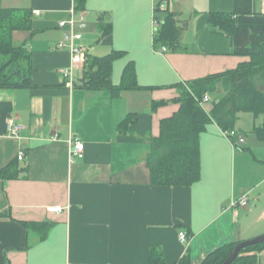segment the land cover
I'll return each instance as SVG.
<instances>
[{"label":"crops","instance_id":"0c3cea01","mask_svg":"<svg viewBox=\"0 0 264 264\" xmlns=\"http://www.w3.org/2000/svg\"><path fill=\"white\" fill-rule=\"evenodd\" d=\"M79 2L0 0L31 16L28 29L11 33L29 54L30 85L0 87V173L8 168L0 176V264H149L152 251L165 264H201L224 243L263 234L261 115L238 113L230 138L209 122L199 136V177L189 185L152 183L147 163L160 121L179 108L180 86L247 59L232 54L230 36L208 23L210 13L234 11L236 0ZM74 3L85 17V27H75L82 34L77 42L90 56L121 52L111 82L118 85L132 63L139 88L89 90L84 65L66 84L61 70L70 54L56 47L58 22ZM156 3L174 14L180 48L154 46ZM250 6L264 14V0ZM222 86L206 93V112L212 97L224 94ZM154 102L162 105L153 109ZM10 118L20 126L16 136L7 133ZM72 138L83 142L82 157L70 158ZM245 193V206H230ZM54 206L61 209L49 211ZM179 231L187 233V245Z\"/></svg>","mask_w":264,"mask_h":264},{"label":"trees","instance_id":"16d2710c","mask_svg":"<svg viewBox=\"0 0 264 264\" xmlns=\"http://www.w3.org/2000/svg\"><path fill=\"white\" fill-rule=\"evenodd\" d=\"M250 5L251 0H236L234 11L209 14L208 23L230 36L232 54L247 59L233 69L180 86V95L175 100L179 104L178 110L160 121L159 134L151 140L147 163L152 183L189 185L198 179L199 136L212 120L223 130H234L238 113L261 115L263 123L256 130L264 139V14L252 11ZM154 18L157 22L153 32L154 46L179 47L181 28L174 14L166 8H160V4L156 3ZM30 24L28 10L5 8L0 4V87L30 85L29 54L23 47L14 45L11 39L12 31L28 29ZM120 54L119 51L102 57L87 54L82 76L83 85L89 90L109 89L113 94L139 88L132 63L125 66L118 85L111 82L112 63ZM219 81L223 85L224 94L218 98L212 97L210 110L206 112L199 99L206 93H214ZM159 105L162 103L154 102L152 108ZM7 169H2L1 177L6 175ZM236 243H224L210 251L201 264H220ZM255 249H264V242L242 248L231 264H258L256 255H243L244 252ZM183 262L189 264L186 260ZM149 264L165 263L160 253L152 251Z\"/></svg>","mask_w":264,"mask_h":264},{"label":"built area","instance_id":"2783aa9c","mask_svg":"<svg viewBox=\"0 0 264 264\" xmlns=\"http://www.w3.org/2000/svg\"><path fill=\"white\" fill-rule=\"evenodd\" d=\"M76 1V0H74ZM74 5L69 10V17L67 19L61 20L58 22V26L63 30L61 38L57 41L56 47L58 49L67 50L70 54V65L67 68L61 70V74L66 80V84L68 86L73 85V70L76 68H83V65L87 56L86 47L80 45L77 41L81 39L82 34L75 30V27L80 29L85 27V17L83 13H78L77 9ZM162 6V5H161ZM160 6V8H161ZM37 13V12H36ZM153 23L157 25L156 19L153 16ZM165 48L161 47V51H164ZM200 104L203 105L207 102H210V98L208 95H203L200 99ZM7 133L8 135L16 136L18 135V130L20 126L15 122L13 118H10L6 122ZM224 136L230 138L236 135L234 130H224ZM57 134H55L54 139H56ZM238 142H242V138L240 136L237 137ZM71 150H70V158L74 159L76 157H82L84 144L78 138L70 139ZM23 153H20L17 158L22 159ZM248 197L247 194H242L240 198L236 200H232L230 202V206H245L247 204ZM61 208L59 206L50 207L49 211L57 212ZM178 239L184 245L188 244V235L185 231L178 232Z\"/></svg>","mask_w":264,"mask_h":264},{"label":"water","instance_id":"95a60500","mask_svg":"<svg viewBox=\"0 0 264 264\" xmlns=\"http://www.w3.org/2000/svg\"><path fill=\"white\" fill-rule=\"evenodd\" d=\"M264 242V233L254 238L239 241L235 244L232 251L220 264H231L239 254L240 250L246 246L255 245Z\"/></svg>","mask_w":264,"mask_h":264},{"label":"rangeland","instance_id":"374dc122","mask_svg":"<svg viewBox=\"0 0 264 264\" xmlns=\"http://www.w3.org/2000/svg\"><path fill=\"white\" fill-rule=\"evenodd\" d=\"M260 85V84H259ZM262 252L264 253V249H255V250H251V251H246L243 253V255H256L257 256V263L260 264L261 262V255Z\"/></svg>","mask_w":264,"mask_h":264}]
</instances>
